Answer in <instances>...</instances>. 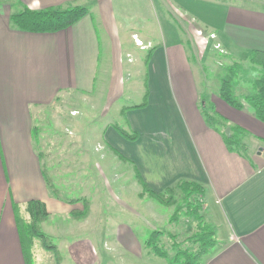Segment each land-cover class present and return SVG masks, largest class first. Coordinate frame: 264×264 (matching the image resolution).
<instances>
[{
	"label": "crops",
	"instance_id": "1",
	"mask_svg": "<svg viewBox=\"0 0 264 264\" xmlns=\"http://www.w3.org/2000/svg\"><path fill=\"white\" fill-rule=\"evenodd\" d=\"M176 1L175 5L186 15L204 23L207 27L204 28L218 36L226 53L246 61L253 52H264V0ZM164 2L151 0L146 4L150 10L143 21L152 19L161 28L159 39L156 35L153 39L146 33L145 25L139 26L138 32L130 31L129 26L122 30L115 20L114 0H0V264H28L16 210L22 219L30 221L28 204L33 200L42 202L49 214L41 225L43 233L59 241L57 257L34 251L35 243L34 264H103L104 259L107 264L115 260L124 264L166 262L153 252L144 253L152 234L143 235L140 228L143 225H139L138 217V223L135 222L133 208L116 203V207L110 208L106 224L99 225L100 208L95 201L100 190L95 185L93 191L82 192L80 197L86 193L91 207L89 216L73 220L72 213L83 209V200L67 198L56 183L51 185L53 180L64 182L59 178L60 172L64 166L63 173L71 172L70 164L75 167V179L69 182H77V175L83 174L87 185H94L98 176H91L88 181L85 166L100 151H104L101 161L111 160L124 166L118 172L124 182L122 189L136 180L137 175L158 193L182 181L202 188L200 216L205 224L213 226L217 239V246L203 258L202 264H264V122L244 100L238 110L221 99L220 91L201 94L200 63L197 65L192 55L189 40L185 44L175 22L163 14L162 6L169 4ZM76 6L87 8L89 15L58 33L22 32L11 19L25 9ZM123 35L130 37L136 50L148 52L145 107L130 109L125 114L124 108L143 103L121 107L120 118L126 129L109 123L101 135L97 133L93 155L92 151L85 159L81 153L75 158L62 155L53 162L58 170L52 169L53 158L38 150V118L68 99L75 105L86 100L101 103L102 99L95 96L98 74L100 70L107 74L110 61L124 51ZM135 36L144 48L135 44ZM254 68L257 75L247 81L250 91L240 89L238 94L239 85L235 83L236 96L253 94L252 83L259 76ZM101 83L105 85L107 80L102 79ZM241 86L244 88L246 84ZM105 92L108 94L107 89ZM202 99L223 119L227 125L224 132L230 128L232 136L233 129L238 128L244 133L243 144L247 149L244 155L230 150L222 133L207 125L200 107ZM81 109L76 110L79 112L76 116ZM118 129L136 134L137 139H127ZM99 164L97 159L96 166ZM136 192L138 197H145L140 183ZM186 219L199 225L192 218ZM181 222L175 227L185 225ZM135 226L140 235L135 233ZM83 230L90 236L79 237L78 232ZM103 242L113 247L112 255L102 256L100 248L95 249Z\"/></svg>",
	"mask_w": 264,
	"mask_h": 264
},
{
	"label": "rangeland",
	"instance_id": "2",
	"mask_svg": "<svg viewBox=\"0 0 264 264\" xmlns=\"http://www.w3.org/2000/svg\"><path fill=\"white\" fill-rule=\"evenodd\" d=\"M148 1L151 2V0H114L117 16L115 20L118 26L121 24L122 30H126V27L129 26L131 28L130 31L133 30L132 32H138L140 30L139 26L145 25L147 26L146 33L152 35L153 39H155L154 35L159 39V30L161 31V28L158 27L157 22L152 19L146 22L143 21L145 19L144 16L149 14L150 7L146 5ZM176 2V0H165L164 3L169 4L162 6L163 14L175 22L173 24L178 28V33L182 34L184 43L186 44V41L189 40L188 46L193 50L192 55L195 57L197 65L200 63L202 69L200 80L201 94L207 96L208 92L212 94L219 93L221 78H225L229 74V69L231 67L236 69V66L237 71L235 73L238 75V79L234 77V83L240 87H237V93L239 94L241 92L240 89L247 92L250 91V84L247 81L257 75L255 70H253L254 66L250 59L246 61L239 60L229 52L226 53L218 36L206 29L207 27L204 23H198L194 17L186 15L181 7L175 5ZM151 7L154 8V6ZM176 18L180 21L177 22ZM199 32H201V35ZM123 41L124 51L117 54L116 59L110 61L111 67L108 73L104 74V71L100 70L98 74L100 78L96 83L95 96H99L102 99L101 103L93 104V102L86 100L84 103L75 105L73 101L71 102L68 99L64 103L59 102L56 104L53 109L45 113L44 117L38 118L39 126L37 127L38 133H36L38 148H40L38 150H42L45 156L53 158L51 159V164L60 160L62 155L67 158H75L81 153L83 154L80 155L81 158L85 159L90 157L91 151L93 155L97 133L101 135L105 128L110 125L109 123L120 124L122 128L126 129L124 120L120 118L121 107L143 103V97L147 91L148 71L145 64V56L148 55V52H141L139 49L136 50L133 41L130 37L128 39L126 35H123ZM108 56L109 53H106L105 58ZM102 79H106L107 84L102 85ZM110 82L111 85L109 84ZM243 83L246 84L244 88L241 86ZM101 89L102 91H100ZM106 89L108 90V94L105 92ZM80 108H82L80 115L76 116L79 113L76 110ZM79 119L81 121L77 122ZM79 132H82V135ZM81 142L82 144L74 146ZM80 146H82V150L78 149ZM63 147H65V150H60ZM103 152L100 151L99 154L94 153V156L97 158H93L91 162L88 160L85 166L87 174L89 175L88 181L91 176H98L94 185L92 183H88L87 185L85 181L86 176L83 174L81 176L79 174L77 175V182H69L72 178L75 179V167L71 168V164L68 165L69 170L73 169L71 172L63 173L65 166L61 169V176L59 178L64 182L53 180L51 181V185L52 183H56L57 187L63 189L65 192L64 196L67 198L76 197L85 202H88L85 199L87 198L85 196L86 193H83V197L80 198L82 192H91L93 191V186L97 185L96 188H99L100 195L97 196L95 203L100 208V214L97 215L100 217L99 225L106 224L105 222L110 214V208L116 207V203L122 206L128 205L136 211L134 213L135 222L138 223L137 217L140 218L141 222L139 225H143L140 227L143 235L147 237L152 234L150 238L168 253L170 260L179 251L184 252L195 249L197 246L194 245L191 237L197 233L198 224L186 219L185 212H187V205L183 193L180 190H176V195L174 196L175 202L172 206L168 207L151 197L148 192L145 193L146 198L143 195L138 197L136 185L139 183L137 179L132 180L128 187L122 189L121 186L124 182H122V178L118 172L124 169V166H121V164L116 165L111 160L109 162L107 160L101 161V157L104 156ZM97 159L100 161V164L96 166ZM52 169L58 170L57 163H53ZM115 169V172L112 171ZM101 171L104 173L103 175ZM129 176L134 177L131 173ZM72 186L75 189L71 190ZM142 198L144 199L141 200ZM199 205L203 209V204L200 203ZM176 213L178 214L175 219H178V222H172L171 217ZM169 219L170 222L168 223ZM181 221H184L185 225L176 228L175 226ZM187 221H189L188 224L186 223ZM207 225L213 229L211 224L207 223ZM134 231L140 235L138 226L134 227ZM155 232H159L160 235L153 237ZM78 234L79 237L90 236V233L85 230L79 231ZM101 238L102 236L99 235V240L103 241ZM50 240L51 243L55 244L57 253L43 250L40 240L34 242L37 245V248L34 247V251L36 249L39 253H51L54 257H57L58 247L56 246V242L59 241L51 238ZM149 242L150 240H148L145 246L146 250L144 253L146 255L148 252H153L148 246ZM98 248H100V255H112L113 247L110 246V243L103 242L100 247H95L96 250ZM160 263L168 264V261L164 262L163 260ZM103 264H107V259H104ZM111 264L124 263L123 261L115 260Z\"/></svg>",
	"mask_w": 264,
	"mask_h": 264
},
{
	"label": "trees",
	"instance_id": "3",
	"mask_svg": "<svg viewBox=\"0 0 264 264\" xmlns=\"http://www.w3.org/2000/svg\"><path fill=\"white\" fill-rule=\"evenodd\" d=\"M89 15V11L84 7H69V8H48L40 11H32L25 9L23 12L13 15V24L22 32L33 33V34H48L58 33L66 30L73 25L80 22L83 18ZM252 65L256 68L259 76L253 81L252 88L253 94L246 95L242 98L236 96L234 92V77L238 79V75L235 73L236 69L231 67L229 74L221 80L220 97L231 107L241 110L242 100L249 104L256 113V117L264 122V52H253L251 59ZM253 67V68H254ZM254 68V69H255ZM145 103L142 105L124 108L123 113L125 114L130 109H137L145 107ZM202 114L205 118L207 125L219 133H222L225 143L230 150H234L243 154L247 151L243 144V134L238 128L233 129V134L229 138L225 134L224 130L227 127L223 119H221L215 109L207 103L205 99L201 102ZM121 134L129 140H136V134H128L127 132L118 129ZM139 183L143 186L145 194L149 193L151 197L159 201L165 206H172L174 204V196L176 190H180L187 205V212H185L188 218H192L199 223L198 231L191 237L194 245L197 247L190 251H179L172 260L166 251L161 249L160 246L150 238L148 246L152 249L153 253L160 258L168 261V264H202L203 258L211 253V251L217 246L216 234L212 227L204 223L203 217L200 216L202 209L200 208L202 194V188L194 183L182 181L176 186L169 187L162 193L151 190L137 175ZM48 184H50L48 182ZM90 203L83 201V209L79 211H73L72 218L76 220L83 219L89 215ZM28 212L30 214V221L22 219L16 210V222L20 233L22 248L24 256L28 264H34L33 260V247L36 240H40L41 245L44 249L57 253V249L48 236H46L40 228V225L48 219V212L45 205L40 202L33 200L28 204ZM178 212V211H177ZM176 213L172 222H178ZM159 232H155L153 237L159 236ZM58 255V254H57Z\"/></svg>",
	"mask_w": 264,
	"mask_h": 264
},
{
	"label": "built area",
	"instance_id": "4",
	"mask_svg": "<svg viewBox=\"0 0 264 264\" xmlns=\"http://www.w3.org/2000/svg\"><path fill=\"white\" fill-rule=\"evenodd\" d=\"M199 34L201 35V32H199ZM212 38H214V37H212ZM133 39H134V42H135V44L138 46V47H140V48H144V45H143V43L140 41V40H138V38L135 36V37H133ZM220 47V46H219ZM218 47V48H219Z\"/></svg>",
	"mask_w": 264,
	"mask_h": 264
},
{
	"label": "water",
	"instance_id": "5",
	"mask_svg": "<svg viewBox=\"0 0 264 264\" xmlns=\"http://www.w3.org/2000/svg\"><path fill=\"white\" fill-rule=\"evenodd\" d=\"M225 134L227 135V137H231L230 128L226 129Z\"/></svg>",
	"mask_w": 264,
	"mask_h": 264
}]
</instances>
